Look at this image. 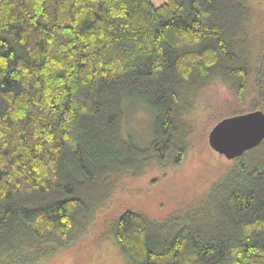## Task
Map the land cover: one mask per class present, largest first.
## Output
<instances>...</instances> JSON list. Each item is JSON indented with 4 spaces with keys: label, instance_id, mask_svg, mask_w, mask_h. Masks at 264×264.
Listing matches in <instances>:
<instances>
[{
    "label": "trees",
    "instance_id": "16d2710c",
    "mask_svg": "<svg viewBox=\"0 0 264 264\" xmlns=\"http://www.w3.org/2000/svg\"><path fill=\"white\" fill-rule=\"evenodd\" d=\"M253 24L251 0H0V264L87 234L122 175L180 165L210 82L236 100L217 120L264 112ZM128 102L153 113L146 146L125 130ZM229 160L197 199L108 223L126 264H264V138Z\"/></svg>",
    "mask_w": 264,
    "mask_h": 264
},
{
    "label": "rangeland",
    "instance_id": "374dc122",
    "mask_svg": "<svg viewBox=\"0 0 264 264\" xmlns=\"http://www.w3.org/2000/svg\"><path fill=\"white\" fill-rule=\"evenodd\" d=\"M152 1L159 5L163 0ZM251 2L253 28L259 30L260 36H264V17H261V14L264 15V0ZM247 94L249 99V95L254 92L250 88ZM235 101L233 92L226 84L219 80L210 82L194 101V108L188 116L192 131L189 149L182 163L165 167L151 163L135 178L122 175L106 206L97 212L88 233L67 248L57 250L35 264H126L115 240L104 235L103 230L126 209L162 217L180 204L200 197L213 179L222 174L231 162L209 146L208 133L221 119L217 120L221 114L220 108L232 105ZM124 126L129 137L138 146H146L154 135L153 113L141 103L128 102ZM68 169L75 173L71 166Z\"/></svg>",
    "mask_w": 264,
    "mask_h": 264
},
{
    "label": "water",
    "instance_id": "95a60500",
    "mask_svg": "<svg viewBox=\"0 0 264 264\" xmlns=\"http://www.w3.org/2000/svg\"><path fill=\"white\" fill-rule=\"evenodd\" d=\"M264 138V112L261 109L226 116L209 130V146L227 159L239 156Z\"/></svg>",
    "mask_w": 264,
    "mask_h": 264
}]
</instances>
